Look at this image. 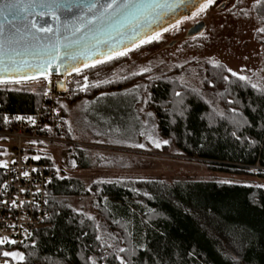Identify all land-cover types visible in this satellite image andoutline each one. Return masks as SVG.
Returning <instances> with one entry per match:
<instances>
[{
  "label": "trees",
  "instance_id": "obj_1",
  "mask_svg": "<svg viewBox=\"0 0 264 264\" xmlns=\"http://www.w3.org/2000/svg\"><path fill=\"white\" fill-rule=\"evenodd\" d=\"M255 37L264 43V32ZM115 60L75 74L71 100L83 91L92 98L141 80L143 106L151 112L158 136L182 156L206 162L212 173L264 178V87L240 80L222 64L204 62L202 89L213 94L215 108L203 90L166 75L101 81ZM12 85L0 84V116L32 112L40 90ZM72 157L77 168L83 166L79 151H72ZM44 160L53 166L48 154ZM253 165L259 167L256 173L249 170ZM59 173L46 188L50 225L19 245L0 246V253L18 252L25 257L22 264H264V185L252 178L132 179L86 186ZM66 196H91L93 208L119 234L124 251L103 247L92 218L68 205ZM5 260L13 263L10 257Z\"/></svg>",
  "mask_w": 264,
  "mask_h": 264
},
{
  "label": "rangeland",
  "instance_id": "obj_2",
  "mask_svg": "<svg viewBox=\"0 0 264 264\" xmlns=\"http://www.w3.org/2000/svg\"><path fill=\"white\" fill-rule=\"evenodd\" d=\"M197 12L198 8L190 16L167 26V31L157 32L159 39L141 42L139 48L117 58L101 81L147 73V77L166 75L202 91L201 65L205 62L222 64L230 74L236 72L238 77H247L250 84L264 87V43L255 37L264 29V0H215L203 14L196 15ZM197 21L203 22V30L186 37L187 29ZM84 78L85 75L83 83ZM24 86L37 92L41 89L37 82ZM143 86L144 82L138 80L126 88L98 93L79 107L77 101L87 98L84 91L72 100L71 97L61 101V120L67 123L72 135L68 136L63 123L61 139L82 146L53 145L43 150L57 173L61 170V174L75 177L86 186L99 181L160 179L173 182L210 178L224 181H250L252 178L264 185V178L212 173L206 162L182 156L172 142L158 136L153 116L143 106ZM210 93L203 90L205 98L218 108ZM164 140L169 143L164 145ZM155 142H160L161 147L156 148ZM139 144L144 147L135 146ZM72 151L82 155L80 168L75 166ZM64 199L72 208L92 218L98 242L118 254L121 249L119 234L93 208L91 196H66ZM12 260V264H19L16 259ZM5 261L4 258L2 264Z\"/></svg>",
  "mask_w": 264,
  "mask_h": 264
},
{
  "label": "water",
  "instance_id": "obj_3",
  "mask_svg": "<svg viewBox=\"0 0 264 264\" xmlns=\"http://www.w3.org/2000/svg\"><path fill=\"white\" fill-rule=\"evenodd\" d=\"M93 2L95 0H56L49 8L38 6L41 0H35V3L33 0H23L17 15L5 14L6 18L0 16V43L3 44L5 53L3 58L6 61H26L30 65H38L50 59L46 45L59 41L61 59L53 61L54 67L48 72L50 75H75L76 68L82 70L85 64L107 60L110 48L116 51H123L125 47L132 49L179 19L190 16L201 4V0H136L137 4L146 6L139 11L133 10L134 15L120 17L119 21L113 17L94 25L86 24V21L95 19L101 12L99 6L93 12L87 10L88 5ZM107 2L108 0H99L100 4ZM43 3L47 5L49 0H43ZM167 5L175 6L169 8ZM41 12H55L57 19H53L50 14L38 15ZM32 23H36L37 27H51L53 32H35L31 27ZM133 25H136L135 29ZM203 26L202 21L195 23L186 31L185 36L199 34ZM76 28L80 31H74ZM0 75L12 80L25 75L40 76V73L25 67L20 72L9 71ZM62 88L60 82L59 89Z\"/></svg>",
  "mask_w": 264,
  "mask_h": 264
},
{
  "label": "built area",
  "instance_id": "obj_4",
  "mask_svg": "<svg viewBox=\"0 0 264 264\" xmlns=\"http://www.w3.org/2000/svg\"><path fill=\"white\" fill-rule=\"evenodd\" d=\"M74 76L49 75L47 81L41 78L38 82L17 84L25 87L37 82L41 87L39 104L32 112H6L0 116V164L6 165L0 167V238L16 241L0 246L19 245L35 231L50 225L46 188L56 171L44 160L47 153L43 150L53 145L82 146L61 139V101L72 97ZM258 169L256 165L249 167L252 173ZM25 172L28 176L23 175ZM3 260L0 255V264Z\"/></svg>",
  "mask_w": 264,
  "mask_h": 264
},
{
  "label": "snow or ice",
  "instance_id": "obj_5",
  "mask_svg": "<svg viewBox=\"0 0 264 264\" xmlns=\"http://www.w3.org/2000/svg\"><path fill=\"white\" fill-rule=\"evenodd\" d=\"M56 0H49V3L45 5L43 3V0H41V3L38 5L40 7H49L51 8L52 4L55 3ZM215 0H201V4L198 5V12L196 15H201L203 14L209 6H211ZM33 3H35V0H33ZM23 4V0H0V16H5V14L10 15V16H15L17 15L18 11L21 8V5ZM101 9L100 15L96 17L95 19L88 20L86 21V24H96L97 22H103L104 20H110L113 17L116 18L117 21L120 20V17H125V16H130L134 15L133 10L139 11L141 8H144L146 5L144 4H137L136 0H108L107 3L100 4L99 0H95V2L91 3L88 5V11L93 12V10L97 9V7ZM148 7H160V5H147ZM175 5H167V7L171 8L174 7ZM51 15L53 19H57L55 12H41L38 13L40 16H47ZM6 18V16H5ZM139 23V22H138ZM32 29L35 30V32L38 33H52L53 29L51 27H37L36 23H32L31 25ZM134 29L136 28V25H133ZM74 31H80L79 28H76ZM167 31V29H165ZM261 32H264V29H260ZM0 34H2V27H0ZM37 38L38 37H34ZM160 38V33H156L155 36L151 37V39H146L143 41V43H151L152 40H157ZM59 47H60V42L57 41L55 43H51L46 45V49L48 50V53L50 55V59L45 60L43 63H40L38 65H30L26 61L25 62H18L16 60H9L6 61L3 57L5 55L4 49H3V44L0 43V74L2 73H8L9 71H16L20 72L23 71L25 67L29 68L32 71H38L40 73V76H22L19 79H6L4 75H0V84H8V83H16L19 84L21 82H26V81H39L41 78L45 81L48 80L50 73L48 72L49 69L54 67L53 61L61 59L59 56ZM67 47V45H65ZM137 48L140 47V44L136 45ZM131 48L125 47V50L123 51H116L112 48L109 49V52L107 54V60H96L92 64H85L84 67L86 68H94L96 67L97 64H102L106 63L108 61H111L113 59H117L120 56H127L128 52L131 51ZM114 53V54H113ZM75 71L77 74L81 71V69L76 68ZM229 71H231L229 69ZM233 76H237L236 72H231ZM242 81H246L247 77L241 75L238 77ZM227 79V77H225ZM255 87V85H253ZM19 119V118H18ZM164 145H167L169 141L164 140L162 142ZM136 147L143 148V144L135 145ZM155 147L160 148L161 143L160 142H155ZM34 159H39V157H33ZM6 165L0 164V167H4ZM24 176H28V173L25 172L23 174ZM13 206H15V203L13 202ZM4 243H9V244H15L16 241L14 240H8V238H0V245ZM120 251H124V249H120ZM5 258H12L18 260V262L24 261L25 257L24 255L18 253V252H9V251H4L0 253ZM5 264H7V260L5 261Z\"/></svg>",
  "mask_w": 264,
  "mask_h": 264
},
{
  "label": "crops",
  "instance_id": "obj_6",
  "mask_svg": "<svg viewBox=\"0 0 264 264\" xmlns=\"http://www.w3.org/2000/svg\"><path fill=\"white\" fill-rule=\"evenodd\" d=\"M96 96H97V94L94 97H92V98H95ZM88 99H91V98H81L80 100L77 101V106L79 107L80 104L86 102V100H88ZM78 107H77V109H78ZM61 110H62V107H61ZM62 117H63V115H62ZM62 121H63V119H62ZM64 126H65L66 131H68V133H67L68 136L69 135L72 136L71 133H70L71 129L69 128V126L67 125V123H64ZM92 137H94V136L92 135Z\"/></svg>",
  "mask_w": 264,
  "mask_h": 264
},
{
  "label": "flooded vegetation",
  "instance_id": "obj_7",
  "mask_svg": "<svg viewBox=\"0 0 264 264\" xmlns=\"http://www.w3.org/2000/svg\"><path fill=\"white\" fill-rule=\"evenodd\" d=\"M197 22H199V21H197ZM197 22H195V23H197ZM195 23H193L191 26H193ZM191 26H190V27H191ZM190 27H189V28H190ZM189 28H188V29H189ZM164 29H165V28H164ZM188 29H187V30H188ZM162 30H163V29H162ZM160 31H161V30H160ZM158 32H159V31H158ZM185 33H186V32H185ZM155 34H156V33H155ZM155 34H154V35H155ZM154 35H153V36H154Z\"/></svg>",
  "mask_w": 264,
  "mask_h": 264
}]
</instances>
